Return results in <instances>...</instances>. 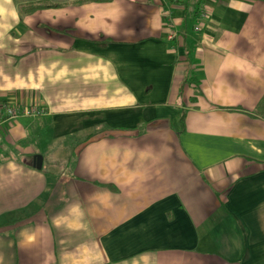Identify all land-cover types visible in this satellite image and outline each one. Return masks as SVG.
Segmentation results:
<instances>
[{
	"label": "crops",
	"instance_id": "crops-1",
	"mask_svg": "<svg viewBox=\"0 0 264 264\" xmlns=\"http://www.w3.org/2000/svg\"><path fill=\"white\" fill-rule=\"evenodd\" d=\"M196 7L0 0V264H264V0Z\"/></svg>",
	"mask_w": 264,
	"mask_h": 264
},
{
	"label": "rangeland",
	"instance_id": "rangeland-1",
	"mask_svg": "<svg viewBox=\"0 0 264 264\" xmlns=\"http://www.w3.org/2000/svg\"><path fill=\"white\" fill-rule=\"evenodd\" d=\"M192 25H193V20L191 16H189L188 14L184 17L183 26H185L188 32H191ZM45 138L48 139L49 135H46ZM55 145L56 144H51L49 142L47 143L43 140V141L38 142L37 144L33 143V146H32V150L35 148L34 150H38L39 153H41L42 156L44 157L43 165H42V169L40 173L42 174L43 178H46V179L50 178L51 169H55L56 167H58L60 170L64 171V169L66 168L65 160H63V162H60L58 159L56 160L52 159V157H54L58 152ZM0 216L3 218L4 215H0Z\"/></svg>",
	"mask_w": 264,
	"mask_h": 264
},
{
	"label": "built area",
	"instance_id": "built-area-1",
	"mask_svg": "<svg viewBox=\"0 0 264 264\" xmlns=\"http://www.w3.org/2000/svg\"><path fill=\"white\" fill-rule=\"evenodd\" d=\"M197 31V27L193 29ZM43 114L38 107H27L20 109L11 105H0V126L6 122L17 119L18 117L37 118Z\"/></svg>",
	"mask_w": 264,
	"mask_h": 264
},
{
	"label": "trees",
	"instance_id": "trees-1",
	"mask_svg": "<svg viewBox=\"0 0 264 264\" xmlns=\"http://www.w3.org/2000/svg\"><path fill=\"white\" fill-rule=\"evenodd\" d=\"M168 1L169 3H172L173 1H177V0H166ZM204 0H191V2L193 3V7L194 6H197L196 7V12L195 13H198V9H199V6L200 4L203 3ZM43 6L42 5H27V6H20V10L21 12L23 13H31L39 8H42Z\"/></svg>",
	"mask_w": 264,
	"mask_h": 264
},
{
	"label": "water",
	"instance_id": "water-1",
	"mask_svg": "<svg viewBox=\"0 0 264 264\" xmlns=\"http://www.w3.org/2000/svg\"><path fill=\"white\" fill-rule=\"evenodd\" d=\"M41 163H42V159L40 156H35L33 158V164H32V167L36 170H40L41 168Z\"/></svg>",
	"mask_w": 264,
	"mask_h": 264
}]
</instances>
